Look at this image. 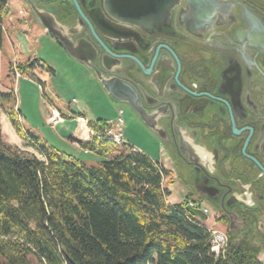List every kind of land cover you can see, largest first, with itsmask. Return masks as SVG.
<instances>
[{"label":"flooded vegetation","instance_id":"obj_1","mask_svg":"<svg viewBox=\"0 0 264 264\" xmlns=\"http://www.w3.org/2000/svg\"><path fill=\"white\" fill-rule=\"evenodd\" d=\"M32 1L79 20L98 62H121L112 75L150 114L160 136L126 104L163 144L184 203L206 202L229 239L264 253V0Z\"/></svg>","mask_w":264,"mask_h":264},{"label":"trees","instance_id":"obj_2","mask_svg":"<svg viewBox=\"0 0 264 264\" xmlns=\"http://www.w3.org/2000/svg\"><path fill=\"white\" fill-rule=\"evenodd\" d=\"M9 13L8 0H0V48ZM37 64L18 67L27 73ZM8 97L0 91V264H263L246 242L230 239L226 256L214 254L208 228L184 206L193 196L169 203L172 190L162 177L172 171L132 146L113 155L116 146L99 136L120 142L107 133L99 131L89 143L77 140L106 158L89 163L31 132L29 141L11 109L17 134L45 160L7 143L1 111ZM106 123L88 124L100 129Z\"/></svg>","mask_w":264,"mask_h":264},{"label":"rangeland","instance_id":"obj_3","mask_svg":"<svg viewBox=\"0 0 264 264\" xmlns=\"http://www.w3.org/2000/svg\"><path fill=\"white\" fill-rule=\"evenodd\" d=\"M8 3L10 13L5 17L3 23L4 50L0 48V90L5 93L8 91L9 83L11 84L10 93L13 103L12 107L7 109V113L11 109L16 113L18 112L19 123L24 134H26V138L30 141L29 129L33 132L31 134H37L41 138L45 136L50 142L49 145L56 149L70 154L77 159L97 164L106 158L95 152L86 151L78 142L71 140L69 138L71 135L70 131L61 129L60 123L59 125H57L58 123L51 125L47 121L51 117V113L56 110L59 112L60 118H62L58 121L64 122L67 117L64 116L63 111L75 118L78 124L82 128H86L91 136L98 138V132L101 131V133H107L115 140L121 142V135L108 133V129H110L109 124L106 123L100 129H92L88 124L90 120L94 121L96 119H103L107 122L115 121L121 114L124 118V124L121 128L124 132L126 144H116L105 135L99 136L100 140H107L116 146L115 148L113 147V155L132 149L129 147L132 146V150L143 152L154 161L160 162L161 166L163 165L170 169L172 175H163L162 177L163 186L172 190L168 201L171 204L183 202L188 192L177 181L173 162L169 158L167 159V157L164 159L162 156L163 144L160 139L132 113L126 104L115 102L108 96L94 72L84 64L73 60L63 47L56 42L55 37L44 29L38 18L30 12L28 6L22 0H8ZM9 36H14V42L9 41ZM31 56L34 57L30 59ZM33 60H38L37 67L29 70L27 73H23L18 68L21 74V84L18 87L19 84L16 81L14 65L17 64L19 66L24 63H30ZM9 61L13 62L11 69H9L8 63L5 64V62ZM39 62H45V64ZM49 68L54 69L56 75L53 74L55 77L53 79L50 78L47 90L46 81L40 80L39 75L49 72ZM35 69H37V72H35ZM25 83H27V88L24 90ZM16 84L19 88L17 99L13 95V89ZM39 87L42 90V94ZM50 97L55 101L59 109L51 107L48 120L46 121L41 114V110L43 109L46 112L47 105H52ZM42 98L44 101H42ZM16 103L18 110L16 109ZM19 105L26 113L24 116L19 109ZM79 118L85 120L83 124H81ZM118 128L120 129V127ZM118 128L114 127L113 129L115 131ZM29 150L33 154H36L39 159L45 160L43 154H40L34 148V145L27 146V151ZM85 151L90 152V154L85 153ZM170 179L174 181L172 184L169 183ZM203 204L198 205L199 209L205 206L210 208L206 202ZM200 221L208 230H210L211 226L224 231L213 209H211L205 222ZM210 246L211 251L217 255L218 251L215 247H219V245ZM258 259L264 264V253H261Z\"/></svg>","mask_w":264,"mask_h":264},{"label":"water","instance_id":"obj_4","mask_svg":"<svg viewBox=\"0 0 264 264\" xmlns=\"http://www.w3.org/2000/svg\"><path fill=\"white\" fill-rule=\"evenodd\" d=\"M27 1L30 3L32 11L39 18L46 31L59 41L63 49L73 60L84 64L94 72L97 80L102 84L108 96L115 102L131 105L138 113L142 122H144L151 131L160 136V132L150 119V114H146L147 112L143 109L140 98L133 86L119 76L112 75L116 70L121 68V62H98V50L87 37L80 36L78 32L80 26H82L79 20L73 25L63 23L52 10L40 8L36 6L32 0ZM172 1L173 0H167V10L170 9L169 4H171ZM92 19L94 23L97 22L93 16ZM162 67L163 72L169 68L165 62H162ZM163 72L160 73L162 74ZM160 73H157V75L160 76ZM200 194L209 198L205 193ZM186 210L191 215L199 217L203 221L207 219V215L199 208L186 206ZM232 225L231 223L230 229L233 231Z\"/></svg>","mask_w":264,"mask_h":264},{"label":"crops","instance_id":"obj_5","mask_svg":"<svg viewBox=\"0 0 264 264\" xmlns=\"http://www.w3.org/2000/svg\"><path fill=\"white\" fill-rule=\"evenodd\" d=\"M13 39H14V36H9V41L10 42H14ZM2 49L4 50V45L2 46ZM33 57L34 56H31L30 59H32ZM7 63L9 65V69H11V65H12L13 62H11V61L5 62V64H7ZM39 63L45 64V62H39ZM36 70L37 69H35V72H37ZM53 74H55L54 69L49 68V72H46V74H40L39 75L40 76V80L46 81V84H47L46 89L47 90H48V85H49L50 78L53 79L55 77V76H53ZM18 84H19L18 87H20V84H21V80L20 79L18 80ZM10 86H11V84L9 83L8 91H6L5 93H7V94L10 93ZM26 88H27V83H25L24 90ZM18 90H19V88H18ZM40 91H41V94H42L41 88H40ZM42 101H44L43 98H42ZM51 101H52V103H51L52 105H47L46 112H44L43 109L41 110V114L43 115V118L46 121L48 120V114H49V112L51 110V107L52 108L57 107L55 101L52 98H51ZM2 103H3L4 107H3L2 111H1V124H2V130H3V132H4L5 136H6L7 143H9V144H11L13 146H16V147H18V148H20L22 150H26L27 151V146H25L24 140L17 134L15 128L13 127V125H12V123H11L9 117H8L7 109H10V107H12L13 98L12 97L5 98L2 101ZM20 103H21V100H20ZM59 104H60V102H59ZM57 108L59 109V107H57ZM19 109H20L21 113L24 116L26 113H25V111L23 109H21L20 105H19ZM62 113L64 114V116L67 117V119H65L64 122H59L60 125H61L60 127H61V129H65L67 131H70L71 135L69 136V138L71 140L75 141V142H78L77 140H79L81 142H84V143L90 142L92 136L89 134V132L86 130V128H82L78 124V121L75 120V118H73L69 113H64L63 111H62ZM59 123L57 125H59ZM28 131L31 132L29 129H28ZM31 133H33V132H31ZM35 135L42 142H46V143L50 144V142L48 141V139L45 136H44V138H41L37 134H35ZM85 153L90 154V152H86V151H85Z\"/></svg>","mask_w":264,"mask_h":264},{"label":"built area","instance_id":"obj_6","mask_svg":"<svg viewBox=\"0 0 264 264\" xmlns=\"http://www.w3.org/2000/svg\"><path fill=\"white\" fill-rule=\"evenodd\" d=\"M18 68H19L18 65L15 64L14 65V69H15L14 71H15V75H16V81H18L21 77V74H20ZM18 91L19 90H18V87L16 84V86L13 89V95H14L15 99H17ZM16 109L18 110L17 103H16ZM59 119H62V118H60L59 112L55 110L51 113V117L49 118L48 122L51 125H55V124L59 123V121H58ZM79 121L81 122V124H83V122L85 120L82 118H79ZM107 124H109V126H110V129H108V133H115L117 135H121L120 145H125L126 141L124 139V132H123V129L121 128L122 125L124 124V118L121 116V114L118 116V118L115 121L107 122ZM114 127H117V128L120 127V129L118 128L114 131V129H113ZM198 205L199 204H197L193 201H188L184 204V206H191L194 208H199ZM200 209L205 214L209 213V208L206 206L203 208H200ZM210 234H211L210 245H219V256H226V254L230 248V240H229L227 233L225 231H221L215 227L210 226Z\"/></svg>","mask_w":264,"mask_h":264},{"label":"bare ground","instance_id":"obj_7","mask_svg":"<svg viewBox=\"0 0 264 264\" xmlns=\"http://www.w3.org/2000/svg\"><path fill=\"white\" fill-rule=\"evenodd\" d=\"M37 17V16H36ZM38 18V17H37ZM39 19V18H38ZM40 21V20H39ZM40 23H41V21H40ZM42 24V23H41ZM45 29V28H44ZM46 30V29H45ZM186 207V206H185ZM210 231V230H209ZM215 249L218 251V253H219V247H215Z\"/></svg>","mask_w":264,"mask_h":264}]
</instances>
